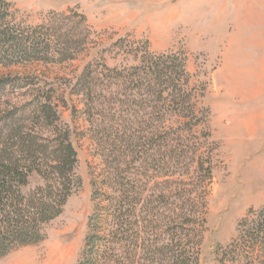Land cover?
Here are the masks:
<instances>
[{
  "label": "rangeland",
  "instance_id": "rangeland-1",
  "mask_svg": "<svg viewBox=\"0 0 264 264\" xmlns=\"http://www.w3.org/2000/svg\"><path fill=\"white\" fill-rule=\"evenodd\" d=\"M9 1L16 22L61 33L73 58L0 64V111L53 90L80 182L43 240L0 264H78L92 218L100 264H264V0L252 60L236 70L224 49L245 0ZM171 53L186 61L193 114L137 70Z\"/></svg>",
  "mask_w": 264,
  "mask_h": 264
},
{
  "label": "trees",
  "instance_id": "trees-1",
  "mask_svg": "<svg viewBox=\"0 0 264 264\" xmlns=\"http://www.w3.org/2000/svg\"><path fill=\"white\" fill-rule=\"evenodd\" d=\"M15 19L12 2L0 0V64L49 62L57 54H61V60L73 58L66 55L62 43H57L61 33L49 32L46 25L25 26ZM81 21L86 22L84 15ZM137 70L144 71L149 84L151 80L159 82V98L168 105L186 110L189 107L195 113L185 59L175 53L149 54ZM8 82L0 79V87ZM52 91L43 95L35 92L33 101L19 110L0 111V257L18 246L43 240L45 226L63 212L80 182L75 172L77 150L69 128L61 123ZM195 125L187 122L189 128ZM205 170L211 180L212 166ZM34 180L38 182L33 183ZM120 216L122 213L118 220ZM130 221H121V228ZM98 228L92 218L84 255L78 264L101 263ZM180 262L185 263L183 259Z\"/></svg>",
  "mask_w": 264,
  "mask_h": 264
},
{
  "label": "crops",
  "instance_id": "crops-1",
  "mask_svg": "<svg viewBox=\"0 0 264 264\" xmlns=\"http://www.w3.org/2000/svg\"><path fill=\"white\" fill-rule=\"evenodd\" d=\"M254 2L253 0H245L243 9L241 10L244 16V23L237 29V34L232 35L226 40V46L224 49V58L227 65L231 67L239 68L242 60L247 57V61L252 60V51L255 47V35H254ZM257 11V10H256ZM264 15V10L262 11ZM262 15V14H260ZM246 20V22H245ZM264 47V43H263ZM245 52V53H244ZM247 52V54H246ZM245 64V63H244ZM248 75L251 76L252 70L246 68ZM235 75H237L235 73ZM250 78V77H249Z\"/></svg>",
  "mask_w": 264,
  "mask_h": 264
}]
</instances>
